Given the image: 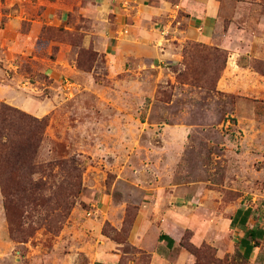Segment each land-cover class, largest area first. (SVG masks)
I'll return each mask as SVG.
<instances>
[{
  "label": "rangeland",
  "instance_id": "rangeland-1",
  "mask_svg": "<svg viewBox=\"0 0 264 264\" xmlns=\"http://www.w3.org/2000/svg\"><path fill=\"white\" fill-rule=\"evenodd\" d=\"M206 1L0 0V111L45 122L18 237L27 195L0 183V264H92L98 238L151 264L136 221L173 234L169 263L246 264L229 219L264 217V0H215L218 44L190 21Z\"/></svg>",
  "mask_w": 264,
  "mask_h": 264
},
{
  "label": "crops",
  "instance_id": "crops-1",
  "mask_svg": "<svg viewBox=\"0 0 264 264\" xmlns=\"http://www.w3.org/2000/svg\"><path fill=\"white\" fill-rule=\"evenodd\" d=\"M218 12V1L208 0L205 2L202 11L199 9L196 11L194 10L193 14L190 16V21L193 25H196V29L202 30L199 34V39L203 42L218 44ZM149 13L159 14V11L150 10ZM137 26L138 25H134L133 27L131 24V27L127 28L128 35H125L127 39L132 40L134 38L132 30L136 29ZM162 49L165 51L161 54L163 57L156 59V61H160L163 58H173L171 56L173 52L169 48ZM138 53L140 52L138 51ZM111 54L112 58L122 57L126 59L129 53H125V51L118 49L116 50V55L113 53ZM174 56L177 58L178 54ZM188 198L190 199L189 203H191V201L195 200L196 195H191ZM229 221L230 226L233 227V231L239 243V249L246 264H264V217L260 215L256 207L252 204L237 206ZM129 243L151 253V264H176L169 263V255L176 244L175 237L171 232L165 231L158 235H152V233H148L142 224L136 221L129 237ZM94 248L95 253L91 254L92 264H118L119 258L122 256L117 244L104 239L98 238ZM182 256L187 260L185 254H182ZM128 264H134V260L130 259Z\"/></svg>",
  "mask_w": 264,
  "mask_h": 264
},
{
  "label": "trees",
  "instance_id": "trees-1",
  "mask_svg": "<svg viewBox=\"0 0 264 264\" xmlns=\"http://www.w3.org/2000/svg\"><path fill=\"white\" fill-rule=\"evenodd\" d=\"M25 117L31 118L27 125L22 123ZM45 122L38 118H32L22 111L5 106L0 111V183L1 188L6 196H20L26 192L27 203H13L12 200H6V214L11 225L12 235L17 231L22 234L25 230L21 228L20 222L25 216V210L22 208L26 205L36 204L38 194L36 192L42 188V179L35 180L32 175L35 172H43V165L35 166V158L38 149V141L42 139ZM63 165V161L57 163ZM29 168V179L23 181L25 169ZM64 202V201H63ZM20 205V207H19ZM63 210L67 205L60 204ZM18 228V229H16ZM32 234V233H31ZM31 234H29L31 236Z\"/></svg>",
  "mask_w": 264,
  "mask_h": 264
}]
</instances>
